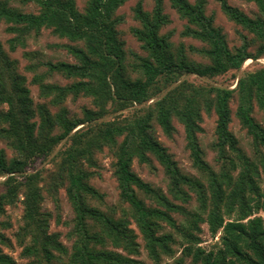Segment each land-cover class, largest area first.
<instances>
[{"label": "trees", "instance_id": "obj_1", "mask_svg": "<svg viewBox=\"0 0 264 264\" xmlns=\"http://www.w3.org/2000/svg\"><path fill=\"white\" fill-rule=\"evenodd\" d=\"M22 1L35 4L38 12L24 13L0 0V24H6L7 33L13 35L8 40L10 52L24 48L31 34L43 29L82 44L68 48L76 63L47 62L43 64L46 73H37L34 64L26 67L34 74L31 83L38 86L43 99L34 102L26 77L0 43V140L13 153L8 159L0 149V217L7 206L21 203L22 225L15 237L27 264H53L54 252L67 255L58 235L48 232L50 215L42 207L43 190L55 202L61 187H65L74 214L67 264H141L132 224L154 264L162 256H173L175 244L183 250L174 264H185L186 259L191 264H264V221L256 216L264 212V128L252 116L254 107L264 115V66L234 77L232 89L189 81L190 77L204 81L239 72L246 61L264 58V0H244L256 7L254 17L218 0L228 21L246 33L234 50L223 31L214 26L213 18L205 14V0L193 4L168 0L186 22L181 36L204 45L190 46L189 52L207 64L192 61L182 44L176 47L170 34H161L168 24L162 0H153L151 13L140 2L134 7L139 27L131 33L146 57L134 56L133 63H126L116 30L120 21L114 17L129 0H89L83 13L78 12L75 0ZM50 74L72 82L64 86L50 83ZM234 95L235 116L252 139L253 158L238 147L229 130ZM79 97L90 99L93 110L83 109L81 117L71 116L65 102ZM108 107L112 108L110 114ZM203 113L216 116L212 151L217 169L205 160L198 142ZM173 119L183 128L191 164L199 177L182 173L155 138L153 124L171 137ZM104 148L115 159L120 203L127 205L118 216L114 208L101 211L90 205L91 201L101 202L102 195L89 185L92 172L87 168L96 166L94 156ZM52 154L56 169L44 177L36 162ZM149 154L164 169L166 193L132 171L133 161L147 163ZM202 225L212 237L219 234L215 250L205 252L199 247ZM9 227L0 221V264H16L3 252L10 242L1 231Z\"/></svg>", "mask_w": 264, "mask_h": 264}, {"label": "rangeland", "instance_id": "obj_2", "mask_svg": "<svg viewBox=\"0 0 264 264\" xmlns=\"http://www.w3.org/2000/svg\"><path fill=\"white\" fill-rule=\"evenodd\" d=\"M10 7L18 9L24 13H37L38 7L35 4L24 3L22 0H7ZM89 0H75V5L78 12L83 13ZM163 1V13L168 18V24L162 28L161 34H170V42L178 47L180 44L183 45L185 53L188 57L197 63L207 64V61L201 59L198 55H192L189 50L190 46L194 48H202L204 45L199 41L183 38L181 33L186 26L184 20H180L176 12L170 7L168 0ZM189 3L193 4L195 0H188ZM140 2L142 4L143 10L151 13L153 9V0H129L123 6H121L115 13L116 17L120 23L117 25L118 38L123 43V50L126 53V63H133L134 56L146 57V53L141 49L140 44L133 37L131 33L132 28L139 27L138 22L134 18V7ZM205 14L213 18L214 26L220 28L224 35L226 36L228 46L231 50L238 48L241 44V36L246 35V33L233 22L228 21V19L223 15L220 10V4L218 0H205ZM226 2L246 15L254 17L257 14L256 7L252 3H247L244 0H226ZM7 25L4 23L0 24V43L2 44L4 50L8 53L10 59L15 60L18 64V71L21 75L26 77L27 84L31 91V97L34 102H42L43 99L39 97L38 86L32 84L33 73L28 72L26 67L30 64L36 65L37 73H46L47 69L43 65L47 62L58 63H76V60L68 52L70 47H82V44L72 42L66 38H60L54 35L51 30L43 29L38 34L32 33L27 39L24 48L18 47L15 52L9 51L8 40L13 37V35L7 33ZM249 38V36H247ZM254 48H251L253 53ZM260 66H264V58L256 61L248 60L244 63L242 69L239 72L230 71L222 76L216 77L212 80H199L193 77L189 78V81H193L196 85H209L215 87H229L234 88L236 85V79L234 77H239L245 72H251L258 69ZM131 77H136L135 74L131 73ZM48 82L57 83L59 85H68L72 82L71 79H66L62 75L50 74ZM65 108L69 111L72 116H82L83 109L93 110L92 102L88 98L79 97L76 100L68 98L65 102ZM237 108V97L234 95L233 100L230 103V110L232 113V122L229 125L230 132L235 136L238 147L250 158L254 157V149L252 146V139L247 134L246 130L242 128L235 116V111ZM52 112H57V109L52 108ZM109 114L112 113V108L108 107ZM116 116V114L112 115ZM252 116L254 120L259 123L264 128V115L254 107ZM172 124L175 128V132L171 137H166L160 131L158 126L153 124L154 134L156 140L166 148L167 153L172 157V159L177 164L180 171L191 177H199L198 172L192 167L189 151L186 148L185 134L182 126L175 120H172ZM202 128V133L198 134V142L205 155V160L208 164L217 169L218 166L214 160L215 153L212 151V145L215 142V126H216V116L214 113L209 115L202 114V122L200 124ZM120 139H118V142ZM0 149L4 150L6 157L9 159L13 156L12 151L5 145L4 142L0 140ZM55 154V153H54ZM54 154L45 158L44 161H37L36 167L43 169L42 176L46 177L49 172L54 171L55 162ZM96 161V166L87 168L88 172H92V176L89 179V185L95 189L100 195H102V201H91L90 205L99 208L101 211H106L107 209L114 208L116 210L117 216L120 215L121 208H125L127 205L120 203L119 190L117 187V182L114 176V163L115 159L112 155L111 150L104 148L103 151L98 152L94 156ZM132 171L139 176L144 182L150 184L154 188L161 190L166 193L168 179L164 173L163 167L159 162L152 156L148 155L147 163H139L134 160L132 163ZM2 179H0L1 182ZM46 181V179H45ZM264 186V179L263 184ZM65 187H61L57 191V195L54 199L48 195L46 190H43L42 194L44 196V201L42 204L43 210L49 215V229L50 234H57L58 241L67 250V255H59L54 252L56 259L53 264H67L68 255L70 254V249L73 244L69 235L73 231V211L68 201ZM2 187L0 186V193L2 192ZM140 198H142L140 196ZM147 204H149L147 202ZM195 202L191 204L193 208ZM22 215L23 208L20 202L14 205L7 206L5 208V213L0 217V221L5 224L10 225L9 228L2 230L1 232L5 237L9 239L10 246L3 247L4 254L10 256L16 264H27L26 260L22 255V248L17 243L15 237L18 229L22 225ZM258 217H261L264 221V212H260ZM177 222L182 221L179 216H174ZM135 230L138 235L137 242L140 246L139 255L137 259L141 264H154L147 256L146 251L143 247V241L140 235L132 224L131 227ZM202 233L200 235L201 244L199 247L205 252L215 250L219 245V234L212 237L207 229L206 225H202ZM180 240V239H179ZM173 256L167 257L162 256L159 264H174L175 261L182 257V250L179 244H175L172 247ZM59 258V260H57ZM185 264H191V259H186Z\"/></svg>", "mask_w": 264, "mask_h": 264}]
</instances>
